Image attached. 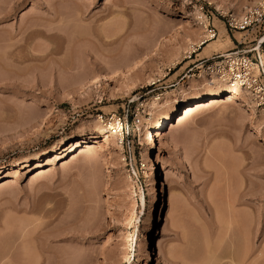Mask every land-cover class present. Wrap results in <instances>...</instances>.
Instances as JSON below:
<instances>
[{
	"label": "rangeland",
	"instance_id": "obj_1",
	"mask_svg": "<svg viewBox=\"0 0 264 264\" xmlns=\"http://www.w3.org/2000/svg\"><path fill=\"white\" fill-rule=\"evenodd\" d=\"M256 1L0 0V264H206L215 246V264H264V112L253 97L172 118L153 142L137 129L201 91V73L184 77L196 60L251 46L255 30L230 32L226 19ZM196 13L216 37L189 59L204 36ZM159 96L162 107H145ZM98 116L138 135L98 138L80 157L72 141L98 135ZM38 164L50 172L30 181Z\"/></svg>",
	"mask_w": 264,
	"mask_h": 264
},
{
	"label": "bare ground",
	"instance_id": "obj_2",
	"mask_svg": "<svg viewBox=\"0 0 264 264\" xmlns=\"http://www.w3.org/2000/svg\"><path fill=\"white\" fill-rule=\"evenodd\" d=\"M236 6H238L237 3L236 4L235 3L234 4H231V3H226V2H222V1L220 2V7H222V8L236 7ZM195 20L199 24V27H198L199 33L201 35H204L195 44V45H197V47H200L201 48L205 44L204 42H206L208 39H211V35L206 32L205 26H206L207 22L205 21L204 17L200 13H196L195 14ZM161 45H160V43L155 44V45H150L147 48L148 51L146 50V53H144L142 59H146V58L148 59V57L152 53L160 50V46ZM190 49L192 50L193 48H190ZM195 49H193L192 51H195ZM173 57H174V55H173ZM175 57H177V56H175ZM131 63H132V65L130 66V69H131V67H134V64H136V63H133V62H131ZM131 63H128V64L130 65ZM138 63H139V61H138ZM176 64L177 63H175V65ZM127 67H129V66H127ZM259 73H260V70L258 69V67L253 66L250 74H252L253 77H257L259 75ZM202 74L203 73L201 72V74H200L201 77L200 78L202 79V82L203 83L205 82V84L203 85V88H201V91L198 94L197 93H192V96H195V97H193L194 99H192V101H189V102L185 103V105L182 106L178 110H176L177 107L174 105V107H172L171 109H169L170 111H168V114H166V115H159V116H155V117H151L150 116V118L147 119L146 123L140 124L138 126L137 129L139 131V136L140 137H143L144 135L145 136H148V137H150L151 142H153V137L156 136L158 134V131L161 130L167 123H169L172 118L174 120H176V125H179L180 123L182 124L185 120L189 119L195 113L200 112L202 110L204 111L205 109L212 108V107H214L217 104L219 105V103L221 102V100H223V98H226V100L225 101H222V103H224V104L230 103V102L234 101L237 97H239L242 94V92H243V90L241 89V87H239L238 84H232L231 85L228 82L223 81V80H221L219 78H215V77L212 78V81L211 82H207L206 77H204V75H202ZM185 78L187 79V81H191L189 79H191L192 77L191 76H187ZM150 82H151V80H150ZM192 82H194V81H192ZM94 84H95V82H94ZM84 86H86V85H84ZM91 86H92V84H91ZM89 87H90V85H89ZM168 94L169 93H167L165 95L167 96ZM181 94L184 95L185 93L182 92ZM199 95H202V96H199ZM161 97L160 96L159 97H153L149 102H146L145 107L147 106V107H149L151 109H155L157 107H162L163 105L160 106L159 105L160 103L158 102ZM40 100H42V99H40ZM173 110L175 111V113H173L171 115V112ZM97 120L100 122V124H102V125H100L101 127H96L97 128L98 135H91V136L86 137V138L81 137L80 139H77L76 141H72L73 144L71 145L70 150H72L76 146H79L80 144H84L85 145V149L82 150V151H79V153H78V156H80V157L87 158L88 155L91 154V149L92 148H95V145H94L96 143L95 140H98V138H102L103 141H105L106 143L110 141V137H112V138L114 137V139H115V136H112V134H109V131L110 130L111 131L115 130L114 133H116V132L119 133V132L123 131L124 128H125L124 125H121L120 124V121L118 120V117H116V116H112V118H110L106 123L105 122L104 123L102 122V119H101L100 116L97 117ZM153 133H155L156 135L153 136ZM120 139H121V137L117 135L116 140L119 141ZM88 141H91V142H88ZM120 148L122 149L121 146H120ZM53 156L54 157H57V154H55ZM72 159H73V156H72ZM51 161L52 160H50V158H47V162L48 163H51ZM39 166H42V165L41 164H38L37 165V167L39 169H37L35 171L36 174H34L31 177L30 181L40 179V178L44 177L45 175L49 174L51 168L48 167L49 169L45 170L44 168L39 167ZM4 184L5 183H2L0 186H2ZM2 187H4V186H2ZM158 207H159L158 200H157V196L155 195L154 198H153V200L150 203L148 212L146 213V216H145V219H144V222H145V224L148 227L146 229L151 230L153 228V225L155 224V213L157 212ZM150 234L151 233H148L146 235L145 239H144L145 240V248L142 246L144 248V251H146V258H148V259H150V252L147 250L148 249V246H149ZM221 243H223V242H221ZM142 244H143V242H141V245ZM218 247H220L219 246V243H218ZM221 247H222V245H221ZM215 248L218 249V251H219V248H217V246H215ZM206 249L208 250V248H206ZM223 250L224 249H222V251ZM218 251H216V252L219 253ZM211 252H212V250L210 251V253ZM216 252L214 253L216 256H213L214 254L212 253L213 255L212 254H209L207 256L208 258L206 256H205V258L203 257V260L204 259L206 260V264H215V263H213V261H216V259L214 260V257L217 258V253Z\"/></svg>",
	"mask_w": 264,
	"mask_h": 264
},
{
	"label": "built area",
	"instance_id": "obj_3",
	"mask_svg": "<svg viewBox=\"0 0 264 264\" xmlns=\"http://www.w3.org/2000/svg\"><path fill=\"white\" fill-rule=\"evenodd\" d=\"M226 28L230 32L239 33L255 30L251 46L247 49H232L216 53L209 58L196 60L192 66L187 68L184 77L192 76L194 78L202 72L210 79L215 77L231 85L238 84L242 90L253 97L255 104L261 107L264 112V0H257L253 6L246 9L239 17L230 15L226 19ZM205 30L211 35V39L206 42L216 37V30L210 27L209 23L206 24ZM198 50H200V47H196L195 51H192L187 58L190 59L192 53ZM253 66L258 67L260 70L257 77L250 74ZM168 72H170V69H168ZM118 120L121 125H124V130L119 133L109 131V134L120 136V144L123 145L124 141H128L132 131L134 137L138 134L135 127L133 128L128 121H122L119 117Z\"/></svg>",
	"mask_w": 264,
	"mask_h": 264
}]
</instances>
